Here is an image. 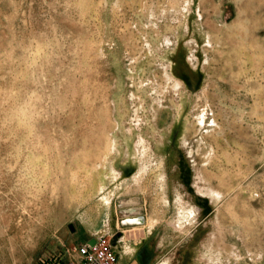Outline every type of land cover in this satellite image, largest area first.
I'll list each match as a JSON object with an SVG mask.
<instances>
[{"label":"rangeland","instance_id":"374dc122","mask_svg":"<svg viewBox=\"0 0 264 264\" xmlns=\"http://www.w3.org/2000/svg\"><path fill=\"white\" fill-rule=\"evenodd\" d=\"M141 214L155 264H264V0H0V264Z\"/></svg>","mask_w":264,"mask_h":264},{"label":"crops","instance_id":"0c3cea01","mask_svg":"<svg viewBox=\"0 0 264 264\" xmlns=\"http://www.w3.org/2000/svg\"><path fill=\"white\" fill-rule=\"evenodd\" d=\"M196 213L199 214V209ZM123 226L126 228L122 229ZM150 227H153V224H150L143 214L124 218L114 216L112 220L107 217L100 227L87 230L80 243L74 246L89 242L99 236H106L120 264H155L158 260L153 255L156 250L147 239L151 232ZM71 253L67 254L66 260L80 259L76 251Z\"/></svg>","mask_w":264,"mask_h":264},{"label":"built area","instance_id":"2783aa9c","mask_svg":"<svg viewBox=\"0 0 264 264\" xmlns=\"http://www.w3.org/2000/svg\"><path fill=\"white\" fill-rule=\"evenodd\" d=\"M73 251L79 254V260H54L51 264H120L106 236H99L93 244L74 246Z\"/></svg>","mask_w":264,"mask_h":264},{"label":"water","instance_id":"95a60500","mask_svg":"<svg viewBox=\"0 0 264 264\" xmlns=\"http://www.w3.org/2000/svg\"><path fill=\"white\" fill-rule=\"evenodd\" d=\"M141 218V217H140ZM96 239H92L91 241H89V244H93L95 242Z\"/></svg>","mask_w":264,"mask_h":264},{"label":"flooded vegetation","instance_id":"af4514ba","mask_svg":"<svg viewBox=\"0 0 264 264\" xmlns=\"http://www.w3.org/2000/svg\"><path fill=\"white\" fill-rule=\"evenodd\" d=\"M181 264H184V261L183 262L181 261Z\"/></svg>","mask_w":264,"mask_h":264},{"label":"bare ground","instance_id":"6f19581e","mask_svg":"<svg viewBox=\"0 0 264 264\" xmlns=\"http://www.w3.org/2000/svg\"><path fill=\"white\" fill-rule=\"evenodd\" d=\"M96 241V240H95Z\"/></svg>","mask_w":264,"mask_h":264}]
</instances>
